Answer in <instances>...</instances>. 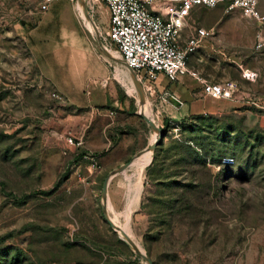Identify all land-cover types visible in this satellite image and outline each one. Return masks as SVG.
I'll use <instances>...</instances> for the list:
<instances>
[{"label":"rangeland","instance_id":"rangeland-1","mask_svg":"<svg viewBox=\"0 0 264 264\" xmlns=\"http://www.w3.org/2000/svg\"><path fill=\"white\" fill-rule=\"evenodd\" d=\"M39 1L0 0V264H145L101 213V183L120 152L110 157L80 147L81 155H96L99 166L81 182L78 177L86 170L75 172L78 161L55 145L72 116L81 118L80 127L86 121L84 111L52 95L50 81L36 67L27 34L39 14ZM256 1L264 13V0ZM48 12L39 24L41 32L68 44L72 55L83 49L99 55L93 38L106 34L109 16L102 1L95 0L88 10L93 34L84 32L75 0H54ZM205 12L214 14L211 25L226 16L221 7L200 8L190 19ZM227 16L238 21L215 27L226 41L237 35L241 45H249L255 32L249 19L237 11ZM246 59L256 76L243 88L254 104L243 102L221 115L171 119L152 107L148 77L139 76L146 110L163 134L151 152L153 163L143 170L127 227L152 264H264V50ZM104 60L111 78L115 67L124 68L121 62ZM206 69L214 76L211 81L235 73L231 68ZM135 98L119 88L117 102H124L136 121L123 133L141 150L151 130L135 113ZM73 135L85 138L67 132L63 140ZM107 194L112 209L124 211L125 171L110 180Z\"/></svg>","mask_w":264,"mask_h":264},{"label":"crops","instance_id":"crops-1","mask_svg":"<svg viewBox=\"0 0 264 264\" xmlns=\"http://www.w3.org/2000/svg\"><path fill=\"white\" fill-rule=\"evenodd\" d=\"M199 9L194 8L190 12L185 25L180 30L178 40V43L183 45L193 28L212 29V34L203 38L199 47L188 56L187 67L195 73V76L184 74L175 81H169L162 74L155 73L152 77L147 78V90L152 96V107H156L157 110L171 119L200 114L221 115L230 109L238 108L245 102L242 97L252 96L247 88H243V85H249L254 81L243 78L241 72L243 70L251 71L256 76V73L247 65V55L264 50L255 51L253 49V35L249 45H241L238 42L237 35L232 36L230 41H226V37L214 24H219V27H222L226 22L238 21L228 17V14L216 18L215 21L212 20V22L214 21L213 25L210 24L209 18L214 17V14L206 12L200 19L191 20L190 15ZM46 15H49L48 10L39 12L34 25L28 31L27 40L36 67L41 75L48 78L53 92L73 110L85 112L82 115V118L86 121L83 127L79 125L81 118L77 115L72 116L70 122L64 123L61 135H57L55 141L56 146L67 150L70 157H74L73 160L78 161L74 165L75 172L81 167L86 170L87 174H81L78 177V180L83 182L99 166L91 169L87 163H83L81 160L83 155L80 154L81 148H73L66 144L63 140V134L67 132L84 134L85 138L81 146L83 149L106 152L110 157H115V153L120 152L119 156L110 160L113 169L131 158L140 148L138 147L139 143L133 145L131 142L130 144L127 139L128 134L123 133L125 127H130L129 125L136 126V121L133 118L134 116L126 112L127 106L124 102H117L118 90L123 86L116 79L115 72L113 74L114 78H111L110 70L105 64V58L103 59L95 52L85 49L81 52L76 50V54L72 55L67 49L68 44L57 42L54 37L39 30V24ZM249 21L254 27L253 22ZM193 23H196V25ZM59 37L63 38L64 35L61 34ZM207 67H217L226 71L231 68L235 73L232 75L227 73L220 77L222 80L211 81L214 76L208 73ZM196 77L211 82L233 80L237 85L235 96L238 100L211 98L203 94ZM170 97L177 102L171 100ZM117 104V109H114ZM111 112L112 114H109ZM177 113H179L178 116ZM137 159L138 157L135 160Z\"/></svg>","mask_w":264,"mask_h":264},{"label":"built area","instance_id":"built-area-1","mask_svg":"<svg viewBox=\"0 0 264 264\" xmlns=\"http://www.w3.org/2000/svg\"><path fill=\"white\" fill-rule=\"evenodd\" d=\"M54 0H40L38 11L45 12ZM86 1V0H85ZM87 3L89 11L95 0ZM108 10V29L100 37L103 47L130 68L138 77L142 73L152 77L160 73L169 81L179 76L195 73L187 67V59L200 44V41L212 34V29L193 28L183 45L178 42L180 30L194 8L212 9L221 7L224 14L237 11L251 20L255 27L253 49H264V13L260 12L256 0H100ZM241 75L246 80H253L255 74L243 70ZM203 94L211 98L238 100L237 85L233 80L211 82L196 77ZM52 95L59 98L55 93ZM245 102L249 95L242 97ZM65 143L73 148L82 146L81 136H67ZM91 169L97 167L96 156L83 153Z\"/></svg>","mask_w":264,"mask_h":264},{"label":"bare ground","instance_id":"bare-ground-1","mask_svg":"<svg viewBox=\"0 0 264 264\" xmlns=\"http://www.w3.org/2000/svg\"><path fill=\"white\" fill-rule=\"evenodd\" d=\"M75 8H76V11L78 10L77 16H78L83 28L88 33L93 34V32L96 30L95 29L96 27L94 28L92 26V23L90 22V20L83 16L81 7L77 3H75ZM109 53L116 58L115 54H113L111 52H109ZM115 63H117V62H115ZM115 75H116V79L124 86V88L128 94H131V95H132V93L135 94L134 86H133L132 81L130 79L129 72L126 68L122 69V68L116 67ZM147 108H148L147 99L145 98V102H144L143 106L140 108V111L144 115H146L148 118H150L155 125H157L153 116L150 115L148 113V111L146 110ZM156 135H157V132L155 130H151V135H150V139H149L148 144L153 142V140L156 138ZM137 157H138V159L135 160ZM150 161H151V151L143 150L140 154L134 156L132 158L131 162L129 163V165L123 170L126 173L127 186H128V197H127V201H126L124 211H118V212L114 211L110 205V201H109L107 194H106V201H105L107 212H109V211L111 212L110 214L108 213L111 221L128 235V237L139 248L140 252H144V251L139 246V244L135 241V239L132 237L127 226H128V222H129V214H130L133 206H135L138 202L139 194L141 191V180H142L143 170L150 163ZM123 171H121V172H123ZM121 172H119V173H121ZM117 174L111 176L109 178L108 183ZM119 217H121L122 220ZM118 235L120 236L119 232H118Z\"/></svg>","mask_w":264,"mask_h":264},{"label":"water","instance_id":"water-1","mask_svg":"<svg viewBox=\"0 0 264 264\" xmlns=\"http://www.w3.org/2000/svg\"><path fill=\"white\" fill-rule=\"evenodd\" d=\"M75 3H77L81 7L83 16L85 18L89 19L90 22L92 23V26L95 28L94 23L92 22L89 14H88V10L86 9V5L84 3V0H75ZM84 32H86V30H84ZM93 40L95 41V49L97 50V52L99 53L100 56H102L103 58H106L108 60H111L113 62H121L123 64V66H125L124 63L122 62V60H119V59L115 58L114 56H112L103 47V45L101 43V40H100V38L98 36H95L93 38ZM126 69L129 72L130 79L132 81V84H133L134 90H135V94H136V111H135V113L138 114L141 117V119L145 122V124L149 127L150 130H155L157 132V135H156V138L153 140L152 143L148 144L143 149H141L138 152H136L131 158H129L124 163H122V164L118 165L117 167L113 168L112 170H110L106 174V176L103 178L102 183H101V189H100L101 213H102L104 221L108 224V226L112 229V231L115 232L117 235H118V232L120 233V236L118 235L119 239L121 241H123L126 244V246H128L136 256L141 258L145 262V264H152L150 258L144 252H140L139 248L128 237V235L111 221V219H110V217L108 215V212L106 210V204H105L106 194H107V185H108L109 178L111 176L123 171L129 165V163L131 162L132 158L134 156L140 154L143 150H149V151L152 152V150L154 149L155 145L158 143V141L160 140V138H161V136L163 134V131H161V129L157 125H155L150 118H148L146 115H144L140 111V108L143 106V104L145 102L144 91L142 89L140 81L136 77V74L128 67H126ZM170 99L173 100V101H176L172 97H170Z\"/></svg>","mask_w":264,"mask_h":264},{"label":"trees","instance_id":"trees-1","mask_svg":"<svg viewBox=\"0 0 264 264\" xmlns=\"http://www.w3.org/2000/svg\"><path fill=\"white\" fill-rule=\"evenodd\" d=\"M262 50H263V49H262ZM129 106H130V108H132L131 103H130ZM195 116H198V115L188 116V117H195ZM167 121H168L167 118H165V117L162 118V123H163V125H166V124H167ZM154 158H155V155L152 154V158H151V161H150V164H149V165H151V164L153 163ZM127 160H128V159H127ZM127 160H126V161H127ZM148 170H149V169H147V171H148Z\"/></svg>","mask_w":264,"mask_h":264}]
</instances>
